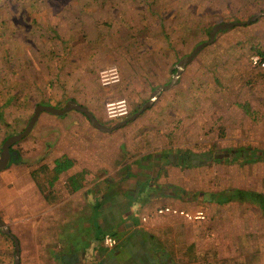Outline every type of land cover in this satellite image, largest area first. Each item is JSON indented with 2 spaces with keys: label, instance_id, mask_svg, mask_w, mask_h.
Returning <instances> with one entry per match:
<instances>
[{
  "label": "rangeland",
  "instance_id": "374dc122",
  "mask_svg": "<svg viewBox=\"0 0 264 264\" xmlns=\"http://www.w3.org/2000/svg\"><path fill=\"white\" fill-rule=\"evenodd\" d=\"M263 15L264 0H0V107L6 104L0 152L4 138L23 132L37 106L61 109L74 101L102 110L107 126L126 120L156 88L169 84V66L208 41L213 27L258 16L219 32L177 85L115 140L131 143L133 158L165 148L206 155L204 166L165 168L164 185L175 189L166 207L205 216L203 221L173 216L188 224L184 231L178 228L180 264L191 250L195 264H264L260 213L215 201L227 190L263 191L264 164L212 161L221 151L264 152V69L251 66L254 56L264 61ZM105 74L115 77L106 86ZM118 101L127 114L111 119L106 106ZM67 118L41 114L12 151L29 158L42 156L46 143L101 140L85 133L83 124L91 125L82 115ZM35 142H43L37 150ZM210 194L215 202H206ZM187 237L190 247L184 245Z\"/></svg>",
  "mask_w": 264,
  "mask_h": 264
},
{
  "label": "crops",
  "instance_id": "0c3cea01",
  "mask_svg": "<svg viewBox=\"0 0 264 264\" xmlns=\"http://www.w3.org/2000/svg\"><path fill=\"white\" fill-rule=\"evenodd\" d=\"M191 62L181 71L178 81ZM176 65L168 68L170 82ZM103 66L85 64L83 68ZM135 77L142 78L140 71ZM85 108L106 128L119 124L107 126L102 110ZM76 115L81 114L72 111L61 117ZM130 123L111 132L83 124L85 133L100 137L98 143L77 137L63 139L59 145L46 143L42 156L23 158L17 153L14 162L0 172V220L18 243L19 264H180L178 228L184 231L188 224L170 215L156 214L173 202L175 189L168 183L164 185V180L165 168H180L171 163L175 151L165 148L159 154L152 151L133 158L128 152L131 143L115 140L116 133ZM41 143L35 142L34 148L37 150ZM57 148L63 151L56 153ZM63 158L70 160L72 167L52 181L54 163ZM256 163L264 164V160L238 161L239 165ZM79 175L80 188L74 190L69 180ZM237 189L264 197V190L259 188ZM231 204L252 207L264 222V213L256 201L236 200L219 206ZM105 234L117 239L115 248L103 246ZM184 245L190 247L193 241L187 237ZM194 251L184 257L186 264H195ZM14 259L13 240L0 233V264H14Z\"/></svg>",
  "mask_w": 264,
  "mask_h": 264
},
{
  "label": "water",
  "instance_id": "95a60500",
  "mask_svg": "<svg viewBox=\"0 0 264 264\" xmlns=\"http://www.w3.org/2000/svg\"><path fill=\"white\" fill-rule=\"evenodd\" d=\"M264 16V15H263ZM258 19V16H253L251 17L248 21L245 22H239V23H224V24H218L215 27L212 28V30L209 32L208 34V41L199 44L198 46L195 47V49L188 55L185 56L184 58H182L176 65L175 70L176 73L172 75V80L168 85H164L161 87L156 88L149 101H147L142 107L141 109L134 113L132 116H130L129 118H127L126 120L120 122L119 124H117L116 126L112 127V128H106L105 126H103L101 123H99L94 117L93 115L87 110V108L78 105L77 103L73 102V101H68L65 105V107L61 108V109H56L50 106H37L34 109V113L32 115V117L30 118L27 126L25 127V129L23 130V132L13 135L11 137H9L8 139L5 140V142L2 144L1 147V152H0V172L5 170V168L7 167L11 157L16 158L17 157V153L13 152L11 149L12 147L19 143L20 141H22L23 139H25L26 137L29 136V134L31 133L33 127L35 126L39 116L41 114H49L51 116L54 117H61L64 116L65 114L75 111L80 113L81 115H83L87 121L89 122V124L96 130L101 131V132H111V130H113L116 127H121L126 125L127 123H130L132 121H134L142 112H144L145 110L149 109L153 103L156 101V99L158 98V96L160 95L161 92L171 88L172 86H174L179 78V74L181 73V71L184 69V67L189 64L194 58L195 56L201 51L203 50L205 47L211 45L214 42V39L216 37V35L221 32V31H226L229 29H232L236 26H245L248 25L252 22H255ZM0 233L3 235H6L8 237H10L13 242H14V247H15V259H14V264H19V247H18V243L16 242V240H14V238L11 236L10 231L8 229V227L6 226V224L4 222H2L0 220Z\"/></svg>",
  "mask_w": 264,
  "mask_h": 264
},
{
  "label": "trees",
  "instance_id": "16d2710c",
  "mask_svg": "<svg viewBox=\"0 0 264 264\" xmlns=\"http://www.w3.org/2000/svg\"><path fill=\"white\" fill-rule=\"evenodd\" d=\"M11 100L12 98L8 99V102ZM5 106L6 104L0 107V119H2L3 117V111H4ZM9 137L10 136L8 135L6 138H4L3 143ZM222 152L223 151L217 154L216 159L212 157V161H216V162L231 161V162H237V163L239 161V163H247V162H252V161L264 160V152L257 153V151L255 150H248V151L244 149L237 150V151L232 150V151H229V153L225 151L223 152V155H222ZM205 156L206 155L189 154L188 152H185V151L183 152L181 150H178L172 153L171 159H173V161H171V163L180 168L200 167L206 164L203 161ZM14 160L15 158L11 157V161L9 162V164L14 162ZM70 167H72V162L70 160L66 158L56 160L54 163V168L52 169V179L51 180L52 181L57 180L58 175L67 171L68 169H70ZM80 178L81 177L79 175L69 180L74 190H78L80 188V185H79ZM211 195L213 194H210L208 196V199L206 202L212 203L216 201L217 202L216 204H225V203H229V202L236 201V200L256 201L258 206L261 208V210L264 213V197L261 195L253 194L252 192L238 190V189L220 192L219 196H217L218 194L216 195V197H219V198L215 199V201H212L213 198Z\"/></svg>",
  "mask_w": 264,
  "mask_h": 264
},
{
  "label": "built area",
  "instance_id": "2783aa9c",
  "mask_svg": "<svg viewBox=\"0 0 264 264\" xmlns=\"http://www.w3.org/2000/svg\"><path fill=\"white\" fill-rule=\"evenodd\" d=\"M251 66L253 68H257L260 70L264 69V61L259 57V56H254L251 58ZM109 77L113 79H115V77H113V74H105L104 75V84L103 85H109L108 80ZM115 81V80H114ZM116 82V81H115ZM106 112L109 118L113 119L116 117H124L127 114L126 111V106L124 104L123 101H118L116 103H110L106 106ZM157 215H170V216H178V217H182L187 221H203L205 216L202 212H198L195 215H191L189 213H184L183 211H179L176 209H172L169 207H164L161 209H158L156 211ZM102 244L106 249H113L116 247L117 245V239L110 235V234H105L102 238Z\"/></svg>",
  "mask_w": 264,
  "mask_h": 264
}]
</instances>
